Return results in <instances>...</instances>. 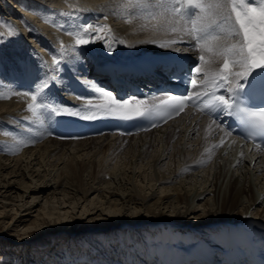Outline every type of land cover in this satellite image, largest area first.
Returning <instances> with one entry per match:
<instances>
[{
  "label": "bare ground",
  "instance_id": "6f19581e",
  "mask_svg": "<svg viewBox=\"0 0 264 264\" xmlns=\"http://www.w3.org/2000/svg\"><path fill=\"white\" fill-rule=\"evenodd\" d=\"M150 2L45 0L44 3H51V6L33 4L32 7H28L26 14L33 21L39 22V29L42 27L43 31L50 30L45 32L47 33L45 38L30 40L35 45L40 44L42 50L31 49L26 52V47L20 50L18 44L11 47V50L0 48V87L4 85L3 83H8L0 89L2 93L5 92L3 98L0 96V202L3 204V210L8 207L15 211L31 210L33 207L28 206L23 198L32 191L35 194H44L47 190H52L51 195H54L52 198H56L57 203L60 202L57 194H62L64 202L74 203V206L80 204V200L84 197L83 202L87 200L86 196L98 192L100 206L110 203L113 197H119L117 202L122 205L120 211L126 209V206L136 204L137 209H147L157 217L155 219H160L156 214L160 205L156 204L157 206L153 208L149 204L154 193L143 195L134 183L137 170L144 168L142 173L146 174L148 171L149 182H153V187L157 184H179L178 187L185 191L183 196L176 197L175 200L177 205L183 204L184 212L179 211L175 222L164 221L158 224L159 236L155 238L157 242L155 246H159H154L152 249L157 250L160 255L156 253L155 258L158 256L166 260V247L174 243L187 244L191 241V238L182 236V233L188 232L187 228L191 227L187 222H183V216L187 217L195 211L196 208L193 207L195 202L202 201L209 194L214 195L216 210L212 215H217V218H214L216 221L213 223L196 226L198 231L205 230L207 231L205 233H211V237H208L212 238L210 242L215 246H223L227 241V234L224 231L228 225L237 233L235 242L241 250L255 251L259 247L258 243H264V214L259 212L254 214L263 221L246 219V217L256 205H264V182L262 183L264 152L258 151L239 138L226 135L222 127H217L218 123H214V120L200 109L195 113L190 108L180 118L160 129L131 137L107 134L82 140H63L51 135L47 130L46 121L52 127L58 120V115L50 111L51 108H57V105L48 100L43 91L52 90V99L64 98L66 106L58 108L82 110L90 105L99 106L108 103L103 96L97 100L80 96L70 85L71 77L76 76L89 82L92 88L99 91L96 81L93 78L88 79L87 75H95V71L101 70L103 64L109 69H115L125 58L149 51L204 55L205 63H200L198 67L206 71L208 70L206 62L209 60L215 61L211 64L212 69L218 70L222 66V57H214L208 51L182 46L183 41L194 42V40L188 35L191 29L189 23L171 11L173 5H168L167 0H157L153 5ZM246 2L250 3L248 0ZM68 4H72L75 10L69 12L61 8L69 7ZM251 5L261 7L255 6V3ZM23 10L20 9V12ZM228 11L230 6L219 16L203 17V14L196 16L197 26L211 25L208 34L218 36L220 43L225 47L240 39L239 36H234L238 27L234 24V19H224ZM22 15L19 13L18 21L27 22L29 32L35 34L37 27ZM86 23L107 24L112 30V36L105 40L99 54L95 53L93 43L77 45L76 37L71 35L85 28ZM61 25H66L65 29L62 27L58 32L56 29ZM173 28L176 31H172ZM28 30L25 28L26 32ZM113 37L116 42H113ZM108 44L111 46L108 47ZM196 75V85L193 86L192 91L194 96L196 92L205 90L202 87L203 73L200 77L197 73ZM45 83H47L46 87H42ZM34 87L36 90L32 92ZM34 94L44 109L37 108L38 105L32 100ZM131 103L135 105L134 100ZM144 104L142 102L141 107ZM29 105L32 107L29 108ZM40 115L45 119L43 120ZM221 141H224V144L217 147ZM83 156L88 157L87 162ZM207 160L212 164L209 162L210 167L205 168L204 163ZM62 164L63 166L60 167ZM117 168L123 171L118 173ZM214 169L213 176L211 173ZM237 171L239 175L235 174ZM229 173L230 185L224 190V183ZM10 177L15 179L12 181ZM18 177L20 179H17ZM35 181H41L45 185L44 188ZM15 184L21 185L24 189H21L22 194L17 193L13 197L11 193L15 192ZM244 197L247 198V202L243 201ZM104 198H108L106 202L103 201ZM90 203L95 202L90 201ZM96 207L97 204L94 209ZM236 209H240V220H244L243 222L233 220L232 214ZM85 211H89V207ZM53 213L55 212H50V215ZM19 219L23 221L22 218ZM45 219H43L44 223L54 225L64 224L68 217L61 219L58 214L54 221ZM107 221L113 222L108 217ZM151 224L133 222L135 227ZM138 254L140 253H129L131 264H137L138 260H143L139 262L140 264L152 263L153 259L151 260L150 256L143 257ZM23 258L26 259V256L24 255ZM111 258L113 259L114 256H110L109 260ZM50 262L47 260L45 264ZM109 262L106 259L104 262L85 264H110ZM115 262L114 264L124 263ZM260 262L264 264L262 259ZM55 264L60 262L56 261Z\"/></svg>",
  "mask_w": 264,
  "mask_h": 264
},
{
  "label": "rangeland",
  "instance_id": "374dc122",
  "mask_svg": "<svg viewBox=\"0 0 264 264\" xmlns=\"http://www.w3.org/2000/svg\"><path fill=\"white\" fill-rule=\"evenodd\" d=\"M146 1H151L150 3L153 5L157 0ZM44 2L45 0H0L1 49L8 48L11 50V47H14L16 44H18L20 50H22L21 48L26 47V52L31 49L42 50L40 49V44L35 45V43L30 40L32 38H45V34H47L45 32H48L50 29L48 31H43L42 27V30L39 29V22L30 19L26 12H28L27 9L32 7L33 4H43L44 7H47L45 5L51 6V3L45 4ZM68 5L69 7H60L64 11L69 12L75 8L72 4ZM168 5L172 4L168 3ZM60 7H58V9H61ZM20 9H24L23 11L25 13L23 11L20 12ZM19 13L21 15L23 14L22 17H24L26 20H28V22L37 27L38 30L35 34L29 32L27 22L21 23L20 21H18ZM52 17H54V15ZM93 24L94 23H92V25ZM62 25L56 29L58 30V32L62 27V29H65L66 25ZM87 25L89 26V24L86 23V27ZM25 28L28 30L29 34L25 31ZM101 33H99V35L104 36L106 30L105 32ZM91 43L95 45V53L99 54L102 51L100 48H102L105 40L96 39L95 42ZM38 62L40 61L38 60ZM6 83H3L4 85H2L0 89L8 84ZM4 93H2L1 91L0 96L2 97ZM198 128L199 127H197V129ZM121 150L122 152H124L123 149ZM84 158L87 162L88 157L85 156ZM84 158L83 160H85ZM80 160H82V158ZM209 162L211 163L210 160H207L206 163H204L206 166L205 168L210 167L212 163L210 164ZM62 166L63 164L60 165V167ZM117 170L118 173L123 171L119 170L118 168ZM127 170H129V168ZM143 170L144 168L137 170V179L135 178L134 183L137 189L141 191L143 195H150L151 193H154V196L149 201V204L153 206V208L157 206L156 204H159L161 206H159V208L156 210V214L159 215L160 219H155L157 217H155L153 213H149L147 209H137L136 206L138 205L136 204L126 206V209L123 208L120 211V207L122 205L120 204V202H117L119 197H113L110 203H104V205L100 206L101 202L99 200L100 198H98V192L86 196L88 201L86 200L85 202H83L85 199L84 197L82 200H80V204L76 206L73 205L74 203L72 204L70 202H64L65 199L62 194H57L58 198H60V202L57 203V199L54 197L52 198V196H54L51 195L52 190H47V192L44 194H35L34 191H32L31 193L29 192L27 195H25L23 199L25 202H27L28 206L31 205L33 207L31 210L15 211L12 210L11 207L3 210V204L2 202H0V264H45L47 260L51 261L48 264H55L56 261L60 262V264H85L87 262L99 263L106 261V259H108V262L111 261L112 258L109 260L110 256H114V258L118 257L120 260L125 261L129 258L130 252H134L135 254L139 252L140 254L138 255L140 256L144 257L148 255L153 258L157 252L156 250L152 249V247L157 244L155 238L157 239L159 236V233H157V230L159 229L158 224L164 221L175 222L176 216L177 214H179V211L184 212L183 204L177 205L175 203V200L176 197L183 196L185 191L182 190V188L178 187L179 184H157L153 187V182H149L150 177L148 176V171L146 172V174H143ZM192 171L194 172V170ZM214 172L215 169L212 171L211 175L214 176ZM142 174L143 176L140 177L139 175ZM235 174L239 175V172L237 171ZM230 175L231 174L229 173L228 179L224 183V190L230 185ZM213 176H211V179L213 178ZM10 178H12V181L15 179L13 177ZM17 179L20 178L18 177ZM35 182L37 185L42 184L41 186L42 188H44L43 186L45 185H43L41 181ZM263 182L264 179L262 180V183ZM15 185V192L11 193L13 197L16 196L17 193L22 194V190L24 189L19 184ZM175 186H177L176 188L179 189L177 190ZM47 195L50 198H47ZM33 196L36 198H33ZM107 199L108 198H104L103 201L106 202ZM90 201L95 203L91 204ZM160 201L161 203H159ZM243 201L247 202L248 200L246 197H244ZM172 202L174 205H172ZM95 204H97L98 207L94 209ZM53 207H55V209H53ZM88 207L89 211H85ZM193 207L196 208L195 211L187 215V217L183 216V222H187V224H190L189 226L191 227L187 228L189 229L188 232L182 233V236H184L185 238H191V241L187 244L174 243V245H170L175 247L176 249L179 247L192 246L193 243L203 239L209 242L212 241V238H208L211 237V233H205L207 232L205 230L198 231L196 226L209 224L216 221V219L214 218H217V215H212V213L216 210L214 195L209 194L205 199H202V201H196ZM263 210L264 205H256V207L250 210L246 219L248 218L263 221L262 219H259L258 216H254V214L258 212L264 214ZM49 211L55 213L50 215ZM58 214H60L61 219L64 217H68L67 220L65 219L66 221L64 224L53 223L54 225H50L43 222V219L45 218V220L47 221H54ZM232 215L234 216L233 220L239 221L241 219L240 209H236ZM107 217L113 222L110 223L109 221H107ZM19 218H22L23 221H21ZM116 220L119 222H115ZM134 221L152 224L150 226L145 225L144 227H135L133 225ZM241 221L242 220H240V222ZM217 227L220 226L217 225ZM211 228L213 229V227ZM227 228L224 232L228 231ZM229 228L231 227L229 226ZM170 232L172 234L174 233L172 231ZM157 246L159 245H156L155 247ZM24 255L26 256V259L23 258ZM53 260H55L54 263H52ZM119 262L122 263L121 261Z\"/></svg>",
  "mask_w": 264,
  "mask_h": 264
},
{
  "label": "snow or ice",
  "instance_id": "6c2138e0",
  "mask_svg": "<svg viewBox=\"0 0 264 264\" xmlns=\"http://www.w3.org/2000/svg\"><path fill=\"white\" fill-rule=\"evenodd\" d=\"M167 2L173 5L171 11L174 14L185 18H188L189 14L193 16L203 14V17L219 16L230 6V11L224 16V19H234V24L238 26L234 36L240 37L236 43L225 47L220 43L218 36L208 34V28L211 25L197 26L195 20H189L192 27L188 31V35L194 40L193 48L208 51L214 57H222L223 64L218 70H215L211 68V64L215 61L209 60L206 62L207 71L201 67L191 69L190 71H195L198 77L203 73L202 87L205 90L196 92L195 96L169 97L162 101L163 108L168 112V118L178 115L190 101H196L194 106L202 112L211 115L219 111L237 116L251 130L250 136L264 135V108L256 111L246 110L237 102L240 94L246 88H252L258 77L264 86V0H260L261 7L259 8L247 3L246 0H167ZM105 30V35L100 36L99 33L105 32ZM172 31H176V29L173 28ZM71 35L76 37L77 45H86L95 42L96 39L107 40L112 36V30L107 25H89ZM113 42H116L114 37ZM198 63H205L204 55L199 56ZM190 83L195 87L196 80L191 79ZM42 87H46V85ZM221 89L229 95H218L217 92ZM99 91L108 103L99 106L98 110L109 115H118L122 119H150L159 115L161 110V106L158 105L142 108V101L139 98H132L135 101V106H133L131 101L118 99L111 91L103 89ZM37 99L34 94L32 100L37 101ZM31 107L32 105H29V108ZM50 111L56 115H79L80 112L79 109L73 110L68 107L51 108ZM83 118L92 117L85 116ZM225 134L230 135V133Z\"/></svg>",
  "mask_w": 264,
  "mask_h": 264
}]
</instances>
